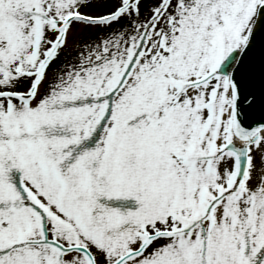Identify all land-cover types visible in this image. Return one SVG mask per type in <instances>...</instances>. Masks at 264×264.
I'll use <instances>...</instances> for the list:
<instances>
[{
  "label": "snow or ice",
  "instance_id": "snow-or-ice-1",
  "mask_svg": "<svg viewBox=\"0 0 264 264\" xmlns=\"http://www.w3.org/2000/svg\"><path fill=\"white\" fill-rule=\"evenodd\" d=\"M0 264H264V0H0Z\"/></svg>",
  "mask_w": 264,
  "mask_h": 264
}]
</instances>
